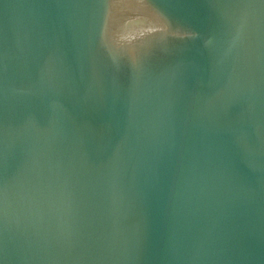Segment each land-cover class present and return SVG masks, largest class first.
<instances>
[{"label": "water", "instance_id": "95a60500", "mask_svg": "<svg viewBox=\"0 0 264 264\" xmlns=\"http://www.w3.org/2000/svg\"><path fill=\"white\" fill-rule=\"evenodd\" d=\"M0 264H264V0H0Z\"/></svg>", "mask_w": 264, "mask_h": 264}]
</instances>
